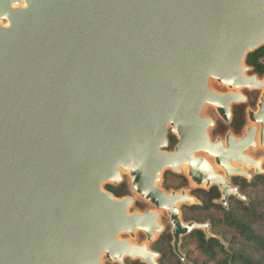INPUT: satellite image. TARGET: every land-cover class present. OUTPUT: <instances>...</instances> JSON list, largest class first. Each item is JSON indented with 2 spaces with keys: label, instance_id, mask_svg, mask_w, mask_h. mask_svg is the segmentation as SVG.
Returning a JSON list of instances; mask_svg holds the SVG:
<instances>
[{
  "label": "water",
  "instance_id": "water-1",
  "mask_svg": "<svg viewBox=\"0 0 264 264\" xmlns=\"http://www.w3.org/2000/svg\"><path fill=\"white\" fill-rule=\"evenodd\" d=\"M261 46L264 0H0V264L123 263L145 246L119 236L140 229L152 240L160 209L177 253L182 235L208 233L180 218L178 206L196 200L158 183L187 164L196 185H220L225 206L230 194L245 200L206 156L227 176L251 178L234 161L263 174L245 154L258 126L213 141L202 111L211 104L229 123L241 90H262L248 117L264 147V77L245 63ZM123 171L155 211L130 214L132 197L103 188Z\"/></svg>",
  "mask_w": 264,
  "mask_h": 264
},
{
  "label": "trees",
  "instance_id": "trees-1",
  "mask_svg": "<svg viewBox=\"0 0 264 264\" xmlns=\"http://www.w3.org/2000/svg\"><path fill=\"white\" fill-rule=\"evenodd\" d=\"M263 58L264 46H261L248 53L245 63L252 67L255 73L263 75ZM244 123L245 105H237L234 107L231 126L235 132H239ZM177 142V137L170 133L168 148L173 149ZM176 179L181 182L174 185ZM163 182L167 189H180L187 185L188 180L185 175H173L171 171H167ZM252 188L264 191V175L256 176L252 182H244L242 194L246 196L247 201L236 199L237 206L234 207L231 203L229 208H225L216 201L220 198V191L215 186L210 189L197 188L194 191L200 203L192 207L194 210L208 212L211 235L207 237L203 230H195L190 235L195 241V251H197V255H193L192 250L191 258L187 259L191 264H264V230H259L257 226L261 225L264 228V211L259 210V206L264 204V199L250 198L247 191ZM106 189L112 191L117 197L129 194L127 183L117 187L108 184ZM191 217L185 216L186 220ZM189 238L187 237L181 246L184 253L188 252Z\"/></svg>",
  "mask_w": 264,
  "mask_h": 264
},
{
  "label": "flooded vegetation",
  "instance_id": "flooded-vegetation-1",
  "mask_svg": "<svg viewBox=\"0 0 264 264\" xmlns=\"http://www.w3.org/2000/svg\"><path fill=\"white\" fill-rule=\"evenodd\" d=\"M264 59V58H263ZM250 67V66H249ZM251 70L249 72V74H255L258 76V78L262 79L264 77V74L263 75H260L258 73H255L253 68L250 67ZM230 90L226 91V92H229ZM225 93V92H224ZM243 93V92H242ZM244 94V93H243ZM246 96V94H244ZM249 99L248 97L246 96V101L243 102V103H237V104H233L232 105V117H231V121L229 122V127L227 128H224L223 132L222 133H226V132H229L231 130V132L237 136V134L241 133L242 130L246 127V118H247V115H248V111H247V108L249 107ZM237 105H245V123L242 127V129L239 131V132H235L231 126V123H232V120H233V116H234V107L237 106ZM253 111H256V110H253ZM230 129V130H228ZM172 133L173 135H175L177 137V135L173 132H171V130L169 131L168 133V141H169V134ZM242 136V135H240ZM240 136H237V137H240ZM226 137V135H225ZM178 139V137H177ZM222 140L225 142V138H222ZM178 142H179V139H178ZM178 142L176 143V145L178 144ZM176 145L173 147V149H170L167 147V150H170V151H173L176 147ZM169 146V145H168ZM251 156V155H250ZM207 159L209 160V158H212V157H209V156H206ZM210 161V160H209ZM211 162V161H210ZM212 163V162H211ZM213 165V164H212ZM214 166V165H213ZM215 168V167H214ZM263 168H264V161H263ZM216 169V168H215ZM254 174H252L251 172L250 175H251V178H247V177H244V176H240V175H229L227 176L224 172H218L219 174H222L224 175L225 179L229 182L230 184V188H236L238 193H240V195L244 196L245 197V200H242V199H239L236 195L234 194H230L228 196V205L225 206L224 203L222 202V199H223V193H222V189L220 187V185L218 184H213L209 187H206L205 185H201V186H205V187H198V188H203V189H210L211 187H217L220 191V198L218 200H216L218 203L222 204L225 208H229L230 204L232 203V205L235 207L237 206V203L235 202V200H239V201H247V198L245 195L242 194V187H244V182H252L254 180V178L256 176H258V174L256 173V170L254 169ZM180 175H185V172H182L180 173ZM261 175H264L261 174ZM165 176V174H164ZM187 176V177H186ZM186 178H190L188 176V173L187 175H185ZM188 180V179H187ZM122 183H126L125 181H121L119 184H113V183H109V185H113V186H119L121 185ZM108 185V184H107ZM128 185V184H127ZM128 188H129V185H128ZM164 189L165 191H167L168 193H171L172 191H176V192H181L183 190H185V188H182V189H170V190H167L165 188H162ZM187 189V188H186ZM197 188L193 189L192 191L188 192L187 190H185L188 195L192 198H194L197 202L195 203H190L191 201H187L186 203H183L182 205H179L178 208L180 210V218L182 220L183 223H190V222H196V223H199V224H209V228H208V233L209 232V229L211 227V224L207 219H199L201 221H198L195 213H199V214H207L208 212L206 211H199V210H194L193 209V205L195 204H198L200 203V200L196 197V195L194 194V191L196 190ZM254 189V188H253ZM105 190L112 193L115 197H117L112 191H109L106 189V186H105ZM127 196H131V190L129 188V194L127 195H124L122 197H127ZM122 197H117V198H122ZM133 199V197H132ZM146 200V199H145ZM147 201V200H146ZM149 202V201H148ZM189 202V203H188ZM150 203V202H149ZM134 204V199H133V203L132 205ZM152 204V203H150ZM131 205V207H132ZM153 205V204H152ZM154 206V205H153ZM130 207V208H131ZM130 208L128 210V212L131 214L132 212H130ZM146 210H151V211H155L156 210V207L154 206V209H146ZM146 210H144L143 212L139 211L140 213H144ZM239 210V208L237 209ZM138 211V210H137ZM163 212H166L167 215L169 216V219H170V223L168 226L165 227V225L162 223V213ZM191 215H194L191 217V219L189 220H186L185 216L186 217H189ZM160 223L163 225V231L162 232H158V234L152 239V240H149L148 239V236L147 234L143 231V230H138V232H141L143 235H144V238L139 241V242H135V241H132L130 240L128 237H122L120 238L121 235L123 234H128L129 236L131 237H134L136 232H134V236H132L129 232L127 233H122L118 239L120 240H130L133 244H136L138 246H142L144 245L146 247V249H148V251L150 252H145V251H141V256L143 258V261L141 258L139 257H131L129 254L128 255H124L122 257V262L121 263L120 261L114 259V260H110L106 257V254H103L101 259H102V264H149L148 260L156 263V264H182V263H187V264H191L190 260H187L188 258H191V254L192 253V245H194L195 241H193V239L190 237V235L193 233V231L195 230H203L204 233L207 235V237L209 236L208 233L204 230V229H194L192 230L190 233H187L185 235H182L180 237V242H179V245H178V250H179V253H177L175 251V246H174V235H173V225H172V222H171V217L170 215L168 214L167 210H161L160 211ZM189 238L188 240V245H187V251L188 252H182L181 250V246L182 244L184 243L185 239L186 238ZM152 256V257H151Z\"/></svg>",
  "mask_w": 264,
  "mask_h": 264
},
{
  "label": "rangeland",
  "instance_id": "rangeland-1",
  "mask_svg": "<svg viewBox=\"0 0 264 264\" xmlns=\"http://www.w3.org/2000/svg\"><path fill=\"white\" fill-rule=\"evenodd\" d=\"M210 87L212 89L216 90V91H219V92H226V91L230 90L227 86H224V85L220 84L216 80H211L210 81ZM241 92H243L244 94H246V96L249 99V102H248L249 103V107L247 108V111L248 110H257L258 109V102H259L260 96L262 94V90L242 89ZM202 115L204 117H210L214 121V125L209 128V135H210L211 139L213 141H215L218 137L225 138V135L228 132H226V133H222V132H223L224 128L229 127L228 126L229 123L226 122L218 114V112L215 109V107H213L212 105H209V104L205 105V107H204V109L202 111ZM250 123H251V120L249 119V117L247 115V118H246V127ZM245 128L242 130L241 133L237 134V136L243 135V133L245 131ZM228 130H230V129H228ZM248 153L252 157H254L256 159H263V161H264V149L261 146H258L257 148L250 149L248 151ZM209 160L212 162V164L214 165V167L216 168V170L221 171L220 167L215 163V160L213 158H209ZM167 171H171L173 173V175H180V174H177V173L173 172L171 169L164 170V172L161 175V180L158 183V185L161 188H165V189H167V188H166V186H165V184H164L163 181H164V174ZM249 172H251L252 174H254L255 171H254V169H250ZM185 175H187V172H185ZM187 179H188L187 185H185L182 188H185V190H187L188 192H190L193 189L198 188V187H205V186H198V185H196L190 178H187ZM122 180L125 181L129 185V188L131 190V196L134 199V204L130 208V212H133L135 210H138V211L143 212L146 209H154V206L152 204H150L148 201H146L144 198H142L139 194H137L134 190L131 189V176H130V174H129L128 171H123L122 172ZM180 182H181V180L176 179V181L174 182V185L179 184ZM106 185L107 184H104L103 185V188L104 189H105V186ZM182 188H180V189H182ZM172 189H174V188H172ZM167 190H170V189H167ZM247 192H248V196L250 198L252 197V199H256V198L264 199V191L262 189H258V191H257L256 189H253L252 188V189H249ZM195 202H197V201H193L192 200L190 203H195ZM180 205H182V204H180ZM259 210L264 211V204H261V206H259ZM162 215H163L162 216L163 217L162 218V223L166 227V226L169 225L170 219H169V216L167 215L166 212H163ZM195 215H196V217L198 219H202V220L208 218V214L195 213ZM191 216H194V215H191ZM257 226H258V229L259 230H261V231L264 230V228L261 227V225H257ZM122 237H124V238L125 237H128L132 241L139 242V241H141L144 238V235L141 232H138L137 231L134 237H131L128 234H123V235L120 236V238H122ZM192 249H193V252H194L193 255H197V251H195L196 250L195 245H192Z\"/></svg>",
  "mask_w": 264,
  "mask_h": 264
},
{
  "label": "bare ground",
  "instance_id": "bare-ground-1",
  "mask_svg": "<svg viewBox=\"0 0 264 264\" xmlns=\"http://www.w3.org/2000/svg\"><path fill=\"white\" fill-rule=\"evenodd\" d=\"M216 91V90H215ZM234 91H236V89L235 88H233V89H230V91L228 92V93H231V92H234ZM219 92V91H218ZM219 93H224V92H219ZM209 105H211V104H209ZM213 106V105H212ZM213 107H215V106H213ZM216 109V108H215ZM253 125H255V126H258V133H257V136H256V139H257V143H258V145H257V147L258 146H261L263 149H264V147L260 144V124H256V123H254V122H252L251 121V123L249 124V125H247V127L245 128V131H244V133H243V135L242 136H240V137H237L238 139H242L244 136H245V134L248 132V127L249 126H253ZM257 147H253V146H251L248 150H246V152H245V154L246 155H248L249 157H251V158H253V159H256V158H254V157H252V156H250L249 155V153H248V151L250 150V149H252V148H257ZM201 154H206V153H200V155L199 156H201ZM214 159V158H213ZM257 160H259V159H257ZM260 160H263V159H260ZM232 165L233 166H235L236 168H240V169H242L244 172H246V176L249 174L250 175V173H249V170L250 169H255L256 170V168L254 167V166H252V165H245V164H243V163H241V162H239V161H234V162H232ZM220 167V169H221V172H224L225 174H226V171H225V169L222 167V166H219ZM180 169H181V171L182 172H187V173H189V171H190V166L189 165H187V164H184V165H182L181 167H180ZM217 173L218 172H220V171H218V170H216V169H214ZM224 176V175H223ZM225 177V176H224ZM203 184H206V181L203 183ZM161 210H163V209H160L159 210V213H160V211ZM159 222H160V217H159ZM162 225V224H161ZM163 226V225H162ZM138 230H140V229H135V232H137ZM128 232V231H127ZM127 232H125V233H127ZM160 233V232H159ZM158 234V232H156L155 233V236ZM120 240V239H119ZM120 241H124V240H120ZM129 242H130V244H132V245H134V246H137V247H142V246H138V245H136V244H133L130 240H128ZM142 251H145V252H149L148 251V249H146V247H144V249L142 250ZM126 252H128V251H126ZM135 252V251H134ZM141 252V251H140ZM131 253H132V251H131ZM150 253V252H149ZM135 254V255H134ZM133 255H131L132 257H139V258H141V259H143L142 258V256H141V254H139V252L137 251V252H135ZM124 255H128V253H126V254H124ZM152 257V256H151Z\"/></svg>",
  "mask_w": 264,
  "mask_h": 264
}]
</instances>
